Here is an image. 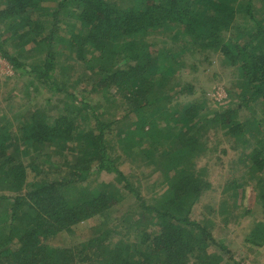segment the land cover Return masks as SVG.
<instances>
[{
	"label": "trees",
	"instance_id": "trees-1",
	"mask_svg": "<svg viewBox=\"0 0 264 264\" xmlns=\"http://www.w3.org/2000/svg\"><path fill=\"white\" fill-rule=\"evenodd\" d=\"M213 54L235 71L236 101H177L195 93L185 63ZM0 56L35 90L28 100L50 95L14 134L0 109V264H220L214 222L191 212L211 187L198 159L224 144L245 180L221 206L264 212V123L242 111L264 106V0H0ZM133 155L161 193L145 198L121 169ZM128 198L138 216L124 225ZM89 219L91 236L54 241ZM246 241L264 245V221Z\"/></svg>",
	"mask_w": 264,
	"mask_h": 264
},
{
	"label": "rangeland",
	"instance_id": "rangeland-1",
	"mask_svg": "<svg viewBox=\"0 0 264 264\" xmlns=\"http://www.w3.org/2000/svg\"><path fill=\"white\" fill-rule=\"evenodd\" d=\"M256 8L259 9V6ZM213 56L212 62L210 61L211 64L204 60L198 63H185L186 67L182 70L181 75L185 81L195 88V93L188 96H178L177 101L183 102L185 100L199 99V101L204 103L205 108L209 110L218 109L221 105L231 103L233 100L236 101L233 97H228L227 92L228 88L233 84L235 71L219 61L216 54H213ZM194 67L195 69H193ZM22 79L25 80V78L17 76L12 66L0 56V109L11 120L10 129L13 128V131H11L13 134L15 133L14 130H16L18 120L27 115L28 111L36 105V102L42 105L45 102L44 98L50 96L47 90H43V94L37 95L36 99L28 100L24 96L27 93L26 91H29L30 95L33 96L36 93L34 89L31 90L30 87H26L27 82H24ZM218 94L222 96L219 99H217ZM94 99L95 94H92L90 100L94 101ZM222 99L226 101L223 103ZM56 103L57 98L53 97L50 106ZM11 105L12 108L10 110ZM19 105L22 106L19 108ZM245 110L243 109L242 111H244L245 115L251 116L250 119L254 118V120L264 123V106L261 103L254 105V109L250 114ZM222 147H226V144L218 146L217 151L213 152L211 150L207 155L198 159L197 166L206 168L211 187L193 206L191 217L196 218L200 222L207 220L214 222L212 228L213 235L223 247L212 246L211 249L221 255L222 260H220V264H236L237 262H240V264H264V245L258 246L251 241H246L254 222L264 221L262 207L260 205H253L252 210L246 212L245 215L238 216V213L242 212L240 206L234 210H232L231 206H226V209H224L225 206H221V197L227 194L228 182L232 183L233 178L240 177L243 178L239 181L245 180V171L239 166H243L242 163L231 150L223 153ZM46 166V164L43 165V167ZM150 167L151 165L146 159L143 160L141 156L137 158L135 155L125 156L124 162L121 164V169L130 178L132 176L138 177L141 183L140 192L145 198L156 192L161 193L164 188L163 185L157 183L158 179H154L155 175L159 173L152 172V167L151 169ZM250 183L252 184L253 182L250 181ZM245 188L248 192L250 185H246ZM238 198V203H240L241 198ZM136 209L135 199L128 198L121 204L116 217L121 223L128 225L125 221H121V217L129 214L132 219H136L138 216V210ZM112 223L114 222L112 221ZM95 224V219L81 222L73 230L65 231L62 235L55 238L54 241L63 245L74 244L83 240L85 236H91L92 231L89 232V228ZM122 231H126V229H122ZM111 239H117V236L112 234Z\"/></svg>",
	"mask_w": 264,
	"mask_h": 264
},
{
	"label": "built area",
	"instance_id": "built-area-1",
	"mask_svg": "<svg viewBox=\"0 0 264 264\" xmlns=\"http://www.w3.org/2000/svg\"><path fill=\"white\" fill-rule=\"evenodd\" d=\"M222 96H221V94H218V97H217V99H219V98H221Z\"/></svg>",
	"mask_w": 264,
	"mask_h": 264
}]
</instances>
